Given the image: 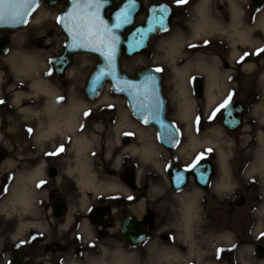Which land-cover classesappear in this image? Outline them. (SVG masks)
<instances>
[{"label":"flooded vegetation","instance_id":"obj_1","mask_svg":"<svg viewBox=\"0 0 264 264\" xmlns=\"http://www.w3.org/2000/svg\"><path fill=\"white\" fill-rule=\"evenodd\" d=\"M42 1L46 4V0ZM70 1L60 0L56 7L46 4L60 9L55 21L61 33V13ZM140 1L143 8L135 26L145 21L152 5L165 3L172 8L171 27L164 33L171 35L177 21L183 40L182 57L179 62L154 60L139 64L128 72L136 81L142 71L160 69L156 72L161 78L166 109L150 111L156 118L152 122L141 119L128 103L129 110L109 112L113 114L107 123L111 133L108 144L112 147L109 152L105 148L99 153L100 172L92 166L90 107L77 112L69 109L73 101L90 102L84 92L86 83L77 100L69 98L70 86L64 85L75 57L64 80L55 76L52 67L57 84L45 81L56 95L47 97L39 92L36 100H24L25 109L14 112L24 115L20 121L5 109L6 104L0 103V127L7 134L0 146V264H76L86 252L83 230L90 244L99 245L98 241L110 239L116 245L123 241L133 245L122 236L124 224L131 218L148 229L141 244L157 234L159 242L171 253L182 252L178 247L186 246L181 234L186 224L183 197L193 193L189 192L191 186L197 203L208 190H213L214 242L229 247L214 252L215 263L264 264V214H260L264 194L258 182L264 176V165L257 164L261 137L264 140V52L260 51L264 47L232 49L228 44H219L215 40L219 32L215 29V22L219 23L214 17L215 0ZM115 2L120 4L121 0ZM247 5L254 16L244 15L238 4L243 10L242 24L238 25L242 29L255 27V14L264 8V0L258 12L251 9V0ZM202 10L207 13L206 21L201 18ZM111 12L107 11V15ZM199 22L206 23V30L196 37ZM159 34L163 33L155 37ZM10 50L11 47L7 53ZM230 95L231 110L243 109L237 129L224 123L225 109L213 116ZM29 101L36 102L26 104ZM184 103H190L188 112L183 110ZM49 104L54 110L47 109ZM172 128L179 135L173 148L165 141ZM246 132L248 137L243 136ZM245 140L248 144L243 145ZM227 146L233 149L229 157L233 162L231 172L241 189L234 196L215 194L219 182L215 183V178L222 168L220 151L229 156L231 150ZM201 154L199 165H210L212 172L206 190L197 183L195 169H190ZM176 173L187 177L180 189H175L173 182ZM247 178L251 180L243 184ZM202 210L198 207L196 212ZM219 230L227 232L231 240L215 239V231Z\"/></svg>","mask_w":264,"mask_h":264},{"label":"rangeland","instance_id":"obj_2","mask_svg":"<svg viewBox=\"0 0 264 264\" xmlns=\"http://www.w3.org/2000/svg\"><path fill=\"white\" fill-rule=\"evenodd\" d=\"M66 1L67 0H64V2ZM172 1L175 2V0ZM231 1H236L238 4H240L244 9V15H246L247 17H250V14L251 17L254 16V13L249 10V5H247L249 4V0H215L214 17L219 21V27L224 29V32H221L219 30V32L215 35V40H218L219 44H228L229 47H232V49L236 46H247V48L250 49H254L256 48V46L264 47V33L262 32L263 30H261L256 25L251 32L252 39H256V41H254V43L252 44H249L246 41L241 40L240 38H237V36L233 35V19L231 20L229 17H227L228 15L233 16ZM59 10V8H49L45 3H43L41 4V7L37 10V12L32 15L33 17L31 18V23H29L27 27L14 31L0 30V36L2 34H7L11 37L12 51L21 50L22 48H24L26 52L36 57L40 63L44 64L39 71V75H37L36 77L41 76L44 80L53 81L50 83L51 85L57 84L56 82H54L55 76L52 69V60L62 52V49L65 46L64 44L66 43V38L64 34L61 33L55 21V17ZM263 13L264 8L255 15L260 16ZM250 20L252 22L255 21L253 18H251ZM179 26L180 25L176 21V25L174 26L173 33L171 35L163 33L155 37L152 40L151 48L147 53L132 59H124L122 61L123 68L130 73L139 64H146L154 60L161 63L173 62L172 60H170L171 56H169L167 50V48L169 49V45H167L166 42L171 41L172 39L176 38L177 35H179V32L181 30V27ZM169 37H172V39H169ZM4 57L7 56H3L2 58L0 57V97L3 96L4 98H1L0 102L6 104L5 109L10 112V115H14L15 120L20 121L24 115L14 114V112L25 109L23 102L30 97H26L19 102H16L14 101L13 96L18 91H25L27 93H30L31 90L27 88V78L17 77L15 75L14 68H12L13 66L11 64V61H6V58ZM74 60V66L73 68H71V72L69 73V76L67 78L68 80L64 83V85L70 86L69 98L72 100H77L78 96L80 95L82 86L85 85L87 78L97 64V58L95 56L82 54L75 56ZM109 89L110 87L107 86L96 100L89 102V115H91L93 121L91 137L97 144L92 148V166L95 171L99 172V153L103 152L105 148H108L107 152H109L110 148L112 147L111 144H108L110 142L111 133L108 129L107 123L108 121H110V116H112L113 114L109 112L117 113L120 111L129 110L125 98L113 95ZM29 95L32 96L33 94ZM104 96H108L109 99L102 100ZM36 98H34L33 100H36ZM35 102L36 101H29L26 104L31 105ZM2 116L3 113L0 112V121L2 119ZM243 136L248 137L249 133L246 132ZM6 139L7 134H5L4 130L0 127V146L4 145ZM247 142L248 140H245L243 145H245V143ZM227 147L231 150L229 152V157H231L233 149L231 146ZM232 165L233 162L230 158L226 166V169H228V176L223 178L224 172L222 171V168H220V173L217 174V177L215 178V183H217L218 181L221 182L222 179H225L230 187L228 189L225 188L222 190V187H217L218 184H215V194L234 196L241 192V189H238L239 183L236 179H234V173L231 172ZM249 180L251 179L247 178V181H243V184H247ZM259 180L260 181L258 182H261V188L263 187L261 190L263 191L262 194H264V178L260 176ZM189 189L190 193L193 192V194H196L194 193L195 190L192 186ZM208 191L209 192L207 193V195L204 194L202 201H198L197 203L198 207H202L203 210L201 211V213L198 212V218L194 219V222L192 221L190 223L192 227L191 235H187L184 228L185 226L181 231L182 238L185 239V241H183L184 243H186L185 247H178L182 252H178L177 254L171 253L162 241L159 242L157 234H155L154 237L151 238V242H145L144 244L140 245H130L125 241H123L122 243L118 242L116 245L115 242H111L110 239L98 241L99 245L93 243L90 244L87 243L88 238L86 237L88 236L85 230H83L82 232L84 234V237L82 238L86 240V243H84L83 245V249H85L86 252L82 256L81 260L76 264H117L114 256H116V254L120 251L124 252L125 254H127L126 256L129 257L128 262H126L125 264H224L223 261H219V263H215L214 261V252L223 250L226 251V249H229V247L222 244L216 245L214 242L213 226L211 223V201L213 198V190L211 189ZM247 194L254 193L249 192ZM225 233L227 232H224L222 230L215 231V239H225ZM217 234L219 236H217ZM172 248L175 249L174 247ZM90 249L93 251L88 252V250ZM167 254H170L171 257H165Z\"/></svg>","mask_w":264,"mask_h":264},{"label":"water","instance_id":"obj_3","mask_svg":"<svg viewBox=\"0 0 264 264\" xmlns=\"http://www.w3.org/2000/svg\"><path fill=\"white\" fill-rule=\"evenodd\" d=\"M251 1V9L254 12L259 11L263 0ZM94 2L96 0H71L61 13L60 24L66 37V44H64L62 53L52 61L55 76L59 80L65 79L66 70L72 66L74 56L94 55L98 58V63L87 79L84 90L86 98L91 101L96 100L105 84H109L113 93L123 96L130 110L136 112L141 119L147 122L156 120L150 111L166 109L158 72L144 70L139 80L135 81L123 69L122 60L145 54L150 48L151 39L156 34L170 29L172 8L165 3L152 5L147 11L144 23L135 26L137 17L142 13L143 8L140 0H121L120 4H116L115 0H98V8L88 6ZM59 3L60 0H46L49 7H56ZM40 4L41 0H31V10L26 13L25 22L17 23L7 20L0 23V30L13 31L26 27L31 15L35 13ZM109 10L112 12L107 15ZM125 12H127V22L123 19ZM92 17L95 18L98 26L99 35L96 36H90L86 29L78 26ZM117 24L120 26L117 27ZM10 45L11 38L6 34L1 35L0 56L7 52ZM231 106L225 111L224 123L231 129H237L242 123L243 109L239 107V110L234 112ZM178 137L177 131L172 128L171 134L165 135V141L173 148L178 142ZM194 171L197 175V183L203 189H208L212 173L211 166L198 165ZM178 174L180 173H176L175 176ZM183 176L184 181L179 185L175 183V189H180L187 182V177ZM173 182H175L174 179ZM146 234H148L147 227L141 225L136 219L131 218L125 222L122 236L127 242L133 245L141 244Z\"/></svg>","mask_w":264,"mask_h":264},{"label":"bare ground","instance_id":"obj_4","mask_svg":"<svg viewBox=\"0 0 264 264\" xmlns=\"http://www.w3.org/2000/svg\"><path fill=\"white\" fill-rule=\"evenodd\" d=\"M208 1V0H205ZM232 5V9H233V26H232V33L234 36H237V38H240L241 40L246 41L249 44L254 43L253 39H252V31L253 28L248 27L246 29H242L240 28L238 25L242 24V20L240 19V16L242 15L241 13H243V10L240 6H238L237 3H235V1L231 2ZM206 15L207 13L205 12V10H202L201 12V18L203 20L206 21ZM257 24H255L257 27H259L261 30H263L262 32L264 33V13L261 14L260 16H258ZM204 25H206V23H202L199 22L198 24H196L195 30V36L198 37L201 34V31H203L205 33L204 30H206V28L204 27ZM219 23L215 22V29L216 30H220L221 32H224V29L219 27ZM168 39V37H167ZM169 39H172V37H169ZM167 45H169V49L168 50V54L169 56H171L170 60H172L174 62H179L180 58L182 57V53H181V48L183 45V40L179 35L176 36V38L172 39L171 41L166 42ZM166 49V48H165ZM164 49V50H165ZM6 61H11L12 64V68H14L15 71V75L17 77H24L27 78V88L30 89V93H27L25 91H18L14 96L13 99L16 102H19L20 100L26 98V97H32V98H36L38 97V93L42 92L43 94H45L47 97H53L56 95V91L55 89L53 90L50 86H48L49 82L45 81L43 79V77L38 76L39 75V71L41 69V67L44 65L43 63H40L38 61V59L34 56H32L31 54H29L28 52H26V50L24 48H22L21 50H10L6 55ZM177 60V61H176ZM1 77V76H0ZM29 94H33L32 96ZM109 97L108 96H104L102 98V100H108ZM90 104V103H89ZM88 103L85 102H77V101H73L72 104L70 105V110L73 112H77L81 109H85L87 106H90ZM48 110L52 111L54 110V106L50 105L47 106ZM190 107V103H184L183 104V110H185L186 112H188V109ZM260 137V136H259ZM196 142V140L194 141ZM261 143V151L259 152V158L257 160V164L259 165H264V140L261 137L260 140ZM96 142H94V140L91 138L90 140V146L91 148L95 147ZM220 158H221V165H222V170L224 172V177L228 176V169H226V166L228 164V159L229 156L228 154H224L220 151ZM253 171L256 170V167H252ZM227 173V174H226ZM264 178V176H263ZM218 186L217 187H222V190L225 188H229L230 185H228L227 181L225 179H222L221 182L217 183ZM92 185H95V180L92 177ZM183 203H184V216H185V220H186V224H185V230L188 236L191 235V230L192 227L190 225V223L193 221L194 222V218L198 217V205H197V197L196 194H186L183 197ZM260 214H264V207L263 209H261ZM258 228H261V225L258 226ZM227 240H231V236L226 234L225 235ZM192 244V243H191ZM127 254H125L124 252L120 251L116 254V256H114L115 261L117 264H125L126 262H128L129 257L126 256ZM165 257H171L170 254H167Z\"/></svg>","mask_w":264,"mask_h":264},{"label":"snow or ice","instance_id":"obj_5","mask_svg":"<svg viewBox=\"0 0 264 264\" xmlns=\"http://www.w3.org/2000/svg\"><path fill=\"white\" fill-rule=\"evenodd\" d=\"M178 3H185L186 0H177ZM30 3L31 0H0V23H4L7 20H12L17 23L25 22V16L28 11H30ZM89 7H99L98 0L94 3H90ZM163 11V10H162ZM124 22H127V12L123 14ZM82 29H86L90 36L99 35L98 26L95 23V18L92 17L87 20L86 23L78 25ZM120 25L117 24V27ZM114 51V49H113ZM264 52V49L260 50ZM156 71H161L160 69H156ZM232 97L231 95L215 110L213 116H215L216 112H219L221 109L227 110L230 107ZM2 103V102H0ZM230 115V113H228ZM87 115V114H86ZM147 122V121H145ZM62 150V149H61ZM49 155H54V153H50ZM203 158V154L198 156L193 164L190 166V169H195L201 159ZM174 181L177 185L181 184L184 181L183 174H178L174 177ZM131 199V197L129 198Z\"/></svg>","mask_w":264,"mask_h":264}]
</instances>
